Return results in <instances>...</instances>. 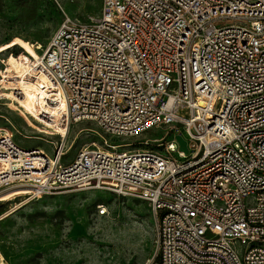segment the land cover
I'll return each instance as SVG.
<instances>
[{
    "label": "built area",
    "instance_id": "1",
    "mask_svg": "<svg viewBox=\"0 0 264 264\" xmlns=\"http://www.w3.org/2000/svg\"><path fill=\"white\" fill-rule=\"evenodd\" d=\"M28 43L30 77L57 94L56 124L122 138L155 128L163 151L92 143L64 164L65 136L45 141L49 157L0 130V189L146 202L145 264H264V0H102L92 21L66 16L45 48Z\"/></svg>",
    "mask_w": 264,
    "mask_h": 264
},
{
    "label": "rangeland",
    "instance_id": "2",
    "mask_svg": "<svg viewBox=\"0 0 264 264\" xmlns=\"http://www.w3.org/2000/svg\"><path fill=\"white\" fill-rule=\"evenodd\" d=\"M101 7L102 0H0V130L11 133L21 148H40L53 157V147L45 141L58 142L56 135L63 129L56 124V105L49 102L55 93L39 85L40 77L29 75L37 53L28 42L45 48L66 16L88 23ZM181 133L187 139L183 128ZM163 135L154 128L136 137H114L92 122H78L67 132L69 151L63 163L92 143L162 152L158 140ZM173 137L174 132L166 142ZM172 157L181 160L177 152ZM8 212L0 219V252L6 264H145L154 254L156 220L140 200L103 190L32 199L26 189H0V217Z\"/></svg>",
    "mask_w": 264,
    "mask_h": 264
},
{
    "label": "bare ground",
    "instance_id": "3",
    "mask_svg": "<svg viewBox=\"0 0 264 264\" xmlns=\"http://www.w3.org/2000/svg\"><path fill=\"white\" fill-rule=\"evenodd\" d=\"M39 80H40V82H41V83L39 84L41 87H45V86L48 85V83H46V82L43 80L42 77H40ZM53 96H54L55 98H57V94H54ZM8 130H9V129H8ZM60 135H63V136H65V137H67V130H66L65 128H63V129H62V132H61ZM26 190H28V189H26ZM28 192L30 193V190H28ZM36 194H37V193H36ZM43 197H44V196L38 194V198H37V199H40V198H43ZM32 199H33V198H32ZM34 199H36V198H34ZM10 214H11V213L8 212L7 214H5V215H3L2 217H0V219H3V218L8 217ZM0 264H6V263H5V259H4V257H3V255H2L1 252H0Z\"/></svg>",
    "mask_w": 264,
    "mask_h": 264
},
{
    "label": "water",
    "instance_id": "4",
    "mask_svg": "<svg viewBox=\"0 0 264 264\" xmlns=\"http://www.w3.org/2000/svg\"><path fill=\"white\" fill-rule=\"evenodd\" d=\"M176 140L179 143L180 149L184 150L187 153V146H186V141L182 138V136L177 135Z\"/></svg>",
    "mask_w": 264,
    "mask_h": 264
}]
</instances>
